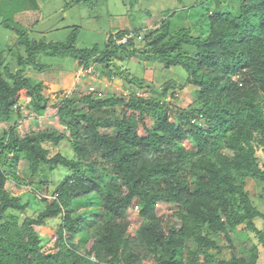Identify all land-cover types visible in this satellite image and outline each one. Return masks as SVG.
<instances>
[{
  "label": "trees",
  "instance_id": "16d2710c",
  "mask_svg": "<svg viewBox=\"0 0 264 264\" xmlns=\"http://www.w3.org/2000/svg\"><path fill=\"white\" fill-rule=\"evenodd\" d=\"M218 2L227 8L209 13L203 37L172 28L174 13L154 31H143L141 48L145 28L121 30L104 49H81L77 33L66 42L30 35L16 18L38 8L36 0H0V24L15 36L14 44L0 47V264L260 263L264 230L256 219L264 215L245 191V180L254 179L264 192V0ZM128 35L131 41L117 43ZM42 56L70 57L77 71L98 66L96 73L111 81L119 75L110 67L116 59L142 56L164 69L183 68L198 88L200 107L174 110L166 99L182 85L167 82L157 90L124 70L127 96H68L57 108L67 133L46 127L21 135L23 105L35 117L54 111L43 94L44 81L36 79L52 67ZM173 113L181 125L172 122ZM192 132L195 148L173 152ZM68 137L74 159L57 152ZM21 164L36 192L46 191L57 169L69 170L51 199L41 197L44 209L22 224L19 213L30 201L5 189L19 179ZM162 203L178 208L167 227L157 214ZM134 206L143 223L133 235L128 215ZM59 217L54 247L46 250L48 241L36 227Z\"/></svg>",
  "mask_w": 264,
  "mask_h": 264
},
{
  "label": "rangeland",
  "instance_id": "374dc122",
  "mask_svg": "<svg viewBox=\"0 0 264 264\" xmlns=\"http://www.w3.org/2000/svg\"><path fill=\"white\" fill-rule=\"evenodd\" d=\"M38 8H28L25 11L28 16H19L16 19L23 25L30 28V35L35 38L46 37L47 41L66 42L69 36L77 33V46L81 49L90 48L95 45L104 49L109 43V39L114 36L118 39V32L124 29L142 28L141 39H139L138 47H143V33L146 30H155L159 27L165 17L173 15L171 19V27L174 29L187 28L193 36L203 37L209 27V13L227 8V4L218 0H205L202 5H199L202 0H36ZM34 7H36L34 5ZM24 13V12H23ZM165 16V17H164ZM144 31V32H143ZM11 33L0 24V47H4L9 40L12 45L15 42V36L8 35ZM122 41V40H121ZM7 42V43H6ZM118 43V41H117ZM22 54L25 50L21 49ZM7 58L16 68L13 56L6 53ZM144 59V58H143ZM142 56L139 58H131L127 62L121 59H116L111 63L113 72H118L119 75L111 81L97 72L95 77L79 78L78 62L70 57H45L40 60L48 65H51V70L42 73L40 76L31 75L36 79H42L45 83L43 94L49 97V105L54 108V111L46 113L44 116L35 117L28 114L27 105H23V116L17 122V129L21 135H28L34 130L48 128H58L62 132L67 133V129L59 123L57 114L59 103L68 96L81 98L88 93H94L96 98H107L111 96H127L131 93L126 88L124 70H127L129 76L139 77L146 83H153L157 90L167 82H173L182 85L181 89L175 92L170 91L167 101H170L172 108L185 109L188 107L199 108L198 103V88L188 81H180L177 79L169 80L163 78L164 68L160 63L144 61ZM100 66L101 68L104 67ZM62 69V72L60 70ZM96 69V68H95ZM80 70V69H79ZM98 70V66L97 69ZM55 71V73H54ZM58 71V73H56ZM100 71V70H98ZM33 76V77H34ZM199 72L194 74V78H198ZM184 83V86H183ZM143 96L146 92L141 91ZM121 107L117 108V114H120ZM137 114L130 113V117H136ZM148 122L154 124L155 116L149 115ZM172 122L177 125L182 123L178 120L176 114H172ZM190 136L181 142L173 149L176 152L180 149H194L196 146V135L190 133ZM57 152L67 156L70 159L75 158V153L71 145V139L61 142ZM23 164L18 169L19 179L9 180L6 184V190L14 196H21L24 203L30 201V205L23 213H19V222L22 224L26 217L36 216L43 209L45 204L40 202L41 197L50 199L53 197L58 184L69 174V170L61 167L53 172L49 177L51 182L45 185L46 191H34L31 186V179L26 174V168ZM105 177H108V172H103ZM110 175V174H109ZM34 180H39L35 178ZM245 191L249 194L256 209L264 215V192L263 185L257 183L254 179L245 180ZM36 192V194L34 193ZM40 197V198H39ZM82 208V207H81ZM178 208L174 205L159 204L157 214L167 227V223H174ZM128 219L131 223L129 229L131 234L142 225L143 220L139 216V210L136 206L129 210ZM62 219H51L43 227H36L39 235L44 241H48L46 250H52L54 247L53 241L56 239V233ZM257 226L264 230V220L256 219ZM176 239H181L180 226H178ZM254 242H258L255 234H251ZM221 245L225 244L223 237L218 238ZM261 259L259 264H264V249L261 247ZM182 254L187 257L188 249L185 247ZM145 264H155L154 260H148Z\"/></svg>",
  "mask_w": 264,
  "mask_h": 264
},
{
  "label": "crops",
  "instance_id": "0c3cea01",
  "mask_svg": "<svg viewBox=\"0 0 264 264\" xmlns=\"http://www.w3.org/2000/svg\"><path fill=\"white\" fill-rule=\"evenodd\" d=\"M27 13L24 12L22 14H20L19 16H28L26 15ZM18 16V18H19ZM62 69L64 68H60L61 72H62ZM55 73V71H54ZM56 73H58V71H56ZM163 78H166V79H169V80H172L173 79H177V80H182V81H188L189 79V75L188 73L186 72V70H184L183 68H178V67H172L170 69H165L164 72H163ZM183 86H184V83H183Z\"/></svg>",
  "mask_w": 264,
  "mask_h": 264
},
{
  "label": "built area",
  "instance_id": "2783aa9c",
  "mask_svg": "<svg viewBox=\"0 0 264 264\" xmlns=\"http://www.w3.org/2000/svg\"><path fill=\"white\" fill-rule=\"evenodd\" d=\"M132 39H133V36L132 35H128V36L123 37L122 39H119L118 43L119 44H126L129 41H131ZM78 72H79V78L92 77V76L95 77L96 69H95V66H90L88 68L81 67V69Z\"/></svg>",
  "mask_w": 264,
  "mask_h": 264
},
{
  "label": "clouds",
  "instance_id": "9594fccd",
  "mask_svg": "<svg viewBox=\"0 0 264 264\" xmlns=\"http://www.w3.org/2000/svg\"><path fill=\"white\" fill-rule=\"evenodd\" d=\"M139 39H141V37H139ZM51 199V198H50Z\"/></svg>",
  "mask_w": 264,
  "mask_h": 264
}]
</instances>
